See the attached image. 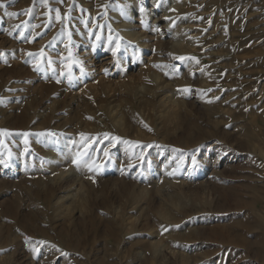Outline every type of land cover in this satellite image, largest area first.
I'll return each instance as SVG.
<instances>
[{
    "label": "rangeland",
    "instance_id": "rangeland-1",
    "mask_svg": "<svg viewBox=\"0 0 264 264\" xmlns=\"http://www.w3.org/2000/svg\"><path fill=\"white\" fill-rule=\"evenodd\" d=\"M0 4V264H264V0Z\"/></svg>",
    "mask_w": 264,
    "mask_h": 264
},
{
    "label": "bare ground",
    "instance_id": "bare-ground-1",
    "mask_svg": "<svg viewBox=\"0 0 264 264\" xmlns=\"http://www.w3.org/2000/svg\"><path fill=\"white\" fill-rule=\"evenodd\" d=\"M172 1H174L175 2V0H172ZM177 2V1H176ZM170 3V2H169ZM166 4V3H165ZM172 4H174V3H172ZM169 16V15H168ZM171 21V20H170ZM175 21V20H174ZM172 22V21H171ZM125 26H124V34L127 36V37H129V38H131V39H134V38H136L137 36L135 35V33L131 30L132 28H131V23H125L124 24ZM182 35V34H181ZM144 47H145V45H144Z\"/></svg>",
    "mask_w": 264,
    "mask_h": 264
},
{
    "label": "snow or ice",
    "instance_id": "snow-or-ice-1",
    "mask_svg": "<svg viewBox=\"0 0 264 264\" xmlns=\"http://www.w3.org/2000/svg\"><path fill=\"white\" fill-rule=\"evenodd\" d=\"M0 7H4L2 4H0ZM9 15H12L11 13H9ZM57 17L59 18V14H57ZM107 154V153H105ZM195 163V161H193Z\"/></svg>",
    "mask_w": 264,
    "mask_h": 264
}]
</instances>
